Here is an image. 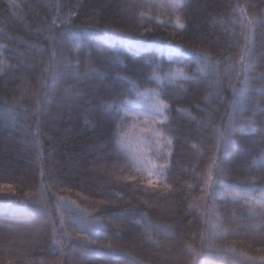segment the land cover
<instances>
[{
  "label": "trees",
  "instance_id": "1",
  "mask_svg": "<svg viewBox=\"0 0 264 264\" xmlns=\"http://www.w3.org/2000/svg\"><path fill=\"white\" fill-rule=\"evenodd\" d=\"M15 2L21 5V8L12 10L18 17L12 19L6 11L9 8V0H0V46H3L0 48V69L4 70L0 71V264H104L105 257H84L78 250L67 251L66 245L69 243L72 245L86 243L79 238L82 233H77L71 241L66 237H59L53 243L49 226L44 225L37 231L19 211L17 199L26 198L22 192L32 199L44 195L43 186L38 184L37 153L43 152L47 156L53 151V144L56 148L54 159L47 160L46 168L51 169L55 165L54 175L60 178L65 190L52 191L63 195L67 200L75 201L82 208H87L88 213L94 216L97 215L95 210L101 208L98 201L107 199L110 195L123 196L124 202L131 200L134 206L147 211L155 223L166 229L163 233L151 229L145 231L144 221L140 220L139 215H133L130 219L139 220L140 225L122 230L118 234L116 229L110 226L108 238L104 239V233L101 232L97 243L92 247L108 243L116 248L124 246L125 251L135 257L138 264H197L202 258L213 260V264H235L236 261H242L244 264H264V223L249 218L243 210L246 206L233 207L230 197H221L215 205L213 220L217 225L215 229L205 225L204 220L197 225V219L189 214L193 209L204 211L199 207V198L203 194L200 189L203 185L199 183L198 178L206 172L208 157L212 155L211 143L207 140L208 134L201 135L196 131L200 127L198 122L202 116L195 108V104L200 103L201 108L209 103L214 105L215 95L214 90H208L207 86L197 90L193 86V81L185 79L193 75L203 79V72L198 70H205V65L197 63L196 57L186 53L184 49L194 48L207 52L215 60H222L235 53V47H230L235 41L232 35L233 24L226 10L230 0H191L192 6L187 12V19L185 20L181 14V22L186 25V33L183 37L175 38L172 49L165 47L158 50L159 45L150 44L146 50L137 51L123 48L119 42L103 44L100 34L97 33L94 47L80 56L82 61L80 71H85L90 62L99 72L107 73L106 83L101 84L100 78L95 75L79 81L74 79L58 81L55 91L47 93V100L40 101L45 115L41 117L44 121L43 136L36 143H33L29 134L30 127L35 132L30 112L37 107L35 93L42 90L39 82L40 72L32 71L31 67L39 54L34 49L30 50L29 45L37 43L35 32L38 18L43 19L47 16L51 19L52 6L57 3L64 5L62 15L65 18L70 7L80 5L82 7L74 17L77 23L90 20L87 13H93L99 17L101 28L107 23L111 29H116L123 35L139 36L140 32L133 27V16L137 23L148 22L153 15L164 20H168V16L158 9H142L141 19L138 12L125 11L124 6L128 0H15ZM231 2L234 4L235 0ZM25 4H31L32 7L25 8L23 7ZM249 16L251 17V13ZM151 23L155 24L156 20H152ZM172 23H175V17ZM235 28L238 32L239 26L236 25ZM75 35L82 36V33ZM147 38L149 40L171 38V25L167 30L149 34ZM73 43L70 41L69 47H72ZM176 44L183 46L181 51L174 50ZM262 52L264 46L257 31L254 34L253 46L256 63L251 66L254 74L264 71ZM169 53L179 61V64L173 65L174 70L179 67L182 72L175 75L174 81L164 79L163 83L155 80L143 83L144 73L148 72L146 62L159 63L167 69ZM72 54L77 55L75 51ZM75 62L73 60V63ZM10 65H16L17 68L12 70L9 68ZM142 68L144 71L140 70ZM228 69L229 66L226 64L220 69L226 98L231 97L229 77L226 74ZM5 72L8 74L5 75ZM117 73L125 78L124 82L129 88L132 87L129 81L135 82L140 93H151L155 97V93L166 92L171 97V99L165 97V102L170 103L172 107V112H166L165 115H169L176 123L171 125L174 131H166L165 137L172 139L171 167L176 174L178 186L169 177L151 187L148 185L147 175L141 176L139 172L128 170L121 172V168L124 167L123 160L117 158L115 145L108 143L109 127L95 126V118L91 120L86 118L85 101L92 100L95 96L114 93L116 88L108 87L107 84L113 83ZM259 83L258 80H252L253 86H258ZM143 97H137L133 92L129 98L138 101V111L147 112L150 104L143 102ZM5 99L8 106L2 103ZM69 112L71 114H68ZM192 117L196 119L193 120ZM127 119L125 131L129 133V140H135L139 135L151 137V133L140 130L149 125H144L143 121ZM240 122L241 119L237 116V123ZM252 135L258 136L259 133L237 131L236 144L232 149L229 164L231 172H235L245 160L253 170L255 169L252 160L259 157L254 155L256 146L249 144V137ZM193 170H196L195 174ZM132 175L136 176L135 180L128 178ZM238 178L226 176L223 182L225 185H232ZM8 184H11V187L5 186ZM149 197L152 199H148ZM116 210L105 208L104 212L113 213ZM178 224L182 226L181 232L176 230ZM213 231L217 235L210 239ZM141 232H145L143 237ZM66 241L67 244H60ZM62 247H65L64 255H61Z\"/></svg>",
  "mask_w": 264,
  "mask_h": 264
},
{
  "label": "snow or ice",
  "instance_id": "2",
  "mask_svg": "<svg viewBox=\"0 0 264 264\" xmlns=\"http://www.w3.org/2000/svg\"><path fill=\"white\" fill-rule=\"evenodd\" d=\"M191 0H167V2L156 3L153 0H128L125 4V11L139 13L143 19L142 9H158L164 11L168 20L160 19L159 16L153 15L148 22L137 23L133 16V27L140 32L139 36L123 35L116 29H111L106 23L103 28L99 26V17L93 13H87L90 20L77 23L74 19L80 10V5H73L69 8L67 17L62 15L64 5L59 3L52 6V18L45 16L43 19L38 18V26L35 35L37 43L29 45V49H34L39 55L37 61L33 62L32 71H39L40 89L35 93L37 107L30 115L35 125V132L29 128V134L32 136L33 143L38 142L43 136L42 126L44 121L41 119L45 115L44 107L40 101L47 100V93L55 91L58 81L68 79L81 80L95 75L100 78V83H106L107 73L99 72L92 67L89 62L85 71L81 72L82 61L80 56L85 51H90L94 47L97 33L100 34L103 44L120 43L121 47L135 49L137 51L146 50L150 44L159 45L158 50L163 48L172 49L173 42L177 36L183 37L186 33V25L181 22V14L187 19V12L191 8ZM25 8H31V4L23 5ZM21 5L15 0H9V8L6 10L10 18L17 19V13L13 9L20 10ZM170 10V11H168ZM226 10L233 24L232 35L235 37L234 45L236 51L233 55L226 56L222 60H215L207 52L198 51L194 48H185L184 51L196 57L197 63H203L205 70L204 78L198 75L185 77L186 80L193 81V86L198 90L202 86H207L208 90H214L215 104H206L201 108L200 103L195 104V108L202 116L198 123L200 127L196 129L203 135L207 133V140L211 143L212 155L208 157L206 172L198 178L199 183L203 185L200 189L203 193L199 198V207L203 212L193 209L189 214L197 219V225L204 220L205 225H210L215 229L217 225L213 223L215 216V205L221 197H230L233 207H242L245 214L251 219H257L264 223V71L254 74L252 65L256 63L253 56L254 34L258 31L261 36V44L264 46V0H235L226 6ZM251 13V17L249 16ZM175 17V23L172 19ZM156 20L155 24L151 21ZM171 25V38L164 40H149V34L156 31L167 30ZM239 26L236 31L235 26ZM179 29L180 31H177ZM82 33V36L75 35ZM74 42L69 47V42ZM183 46L175 45V51H181ZM3 48V46H0ZM73 51L77 55L73 56ZM67 53V54H65ZM264 56V52L261 53ZM73 60L76 62L73 63ZM179 64L169 53L168 67L165 69L159 63L146 62L148 72L144 73L143 83H150L155 80L163 83L164 79L175 80V75L180 74L182 69L173 65ZM228 65L226 73L229 77L228 87L231 89V97L226 98L223 93V81L220 77L222 65ZM10 69L15 70L16 65H10ZM144 71V69H140ZM0 71H4L0 69ZM151 73V75H149ZM158 73H165L164 76ZM8 73L5 72V75ZM258 80V86L252 85V80ZM125 78L119 73L113 78V83L107 84L108 87L116 88L114 93L107 96H95L92 100H86L85 105L87 119H96L95 126H108L110 138L108 143L114 144V151L117 158L123 160L124 167L121 172H139L141 176L147 175L148 185L155 187L161 180L171 177L173 182L176 181V174L171 167V145L172 139L165 137V132H173L171 125L176 123L170 119L172 107L170 103L165 102V97L171 99L166 92L155 93V99L149 105L147 112L138 111V101L130 99L133 92L137 97L145 96L146 93H140L136 89V83H132L129 88L124 82ZM211 95V91L209 92ZM258 97V98H257ZM207 99V97H206ZM8 106V101H2ZM227 107H224V106ZM251 106V107H250ZM223 108V113L221 109ZM68 114H71L70 112ZM63 115V113L61 114ZM237 116L241 122L237 123ZM143 121L144 125L140 130L144 133H151V137H138L133 145L129 140V133L125 131V125L128 119ZM195 120V117H192ZM167 122V124H166ZM161 125L166 127H153ZM237 131L244 133H259L249 137V144L256 146L254 155L258 159L252 160V165L256 166L253 170L245 160L235 170H229V164L232 158V149L236 144ZM164 137V143L161 144L159 139L153 142V138ZM51 140V138H49ZM53 151L47 156L43 152L37 153L39 158V181L38 184L43 186L42 197L32 199L28 198L26 193L22 192L26 198L17 199V204L22 217L31 222L33 229L39 230L40 227L47 225L51 230V239L55 243L59 237H66L71 241L77 233H82L80 239L86 241L84 244H67L68 252L78 250L84 257H105L104 264H138L135 257L125 251V247H114L111 243L107 245L100 244L98 247H92L97 243L99 234L104 233V239H107L109 227L116 229V234L122 230L131 229L140 225L139 220H131L133 215H139L140 220L144 221V229L147 231L164 232L161 226L155 223L147 211H142L133 205L131 200L124 202L123 196L110 195L107 199L98 201L101 208L95 210L97 215L88 213L87 208H82L75 201L67 200L63 195H59L53 189H59L63 192V183L58 176L54 175L55 165L51 169L46 168L48 159H54L56 151L55 145H52ZM126 150V151H124ZM194 174L196 170H193ZM226 176H238L236 182L232 185H225L223 178ZM156 177L157 179H153ZM129 179H136L132 175ZM11 187V184L5 185ZM168 185H166L167 187ZM231 188V191H229ZM123 191V189H121ZM258 193V195H256ZM148 199H152L149 197ZM174 199V198H169ZM175 202V201H174ZM105 208H116L113 213H105ZM235 215V213H233ZM206 217V219H205ZM191 224V221L189 222ZM71 228V232L69 229ZM177 232L182 231V226L178 224ZM145 232H141L143 237ZM217 235L215 231L211 232L210 239ZM204 235L201 233V241ZM61 255L66 254L65 247L61 248ZM234 251V250H233ZM197 264H213V260L202 258ZM235 264H244L242 261H236Z\"/></svg>",
  "mask_w": 264,
  "mask_h": 264
},
{
  "label": "rangeland",
  "instance_id": "3",
  "mask_svg": "<svg viewBox=\"0 0 264 264\" xmlns=\"http://www.w3.org/2000/svg\"><path fill=\"white\" fill-rule=\"evenodd\" d=\"M154 99H155V97H153V96L151 95V93H150V94L145 95V96L143 97L142 101H143V102H147V103H149V104H152L153 101H154ZM147 103H146V104H147ZM144 136H145V135H139V136H137V137L135 138V140H130V141H131L132 144L134 145V144H135V141H136V139H137L138 137H144ZM159 140H160V143H161V144L164 143V139H159ZM153 142L155 143V138H153Z\"/></svg>",
  "mask_w": 264,
  "mask_h": 264
},
{
  "label": "bare ground",
  "instance_id": "4",
  "mask_svg": "<svg viewBox=\"0 0 264 264\" xmlns=\"http://www.w3.org/2000/svg\"><path fill=\"white\" fill-rule=\"evenodd\" d=\"M65 243L67 244L68 243V241H66V242H63V243H60L61 245H65Z\"/></svg>",
  "mask_w": 264,
  "mask_h": 264
}]
</instances>
